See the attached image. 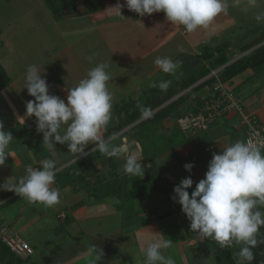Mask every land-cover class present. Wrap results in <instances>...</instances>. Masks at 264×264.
Returning <instances> with one entry per match:
<instances>
[{
	"label": "crops",
	"instance_id": "0c3cea01",
	"mask_svg": "<svg viewBox=\"0 0 264 264\" xmlns=\"http://www.w3.org/2000/svg\"><path fill=\"white\" fill-rule=\"evenodd\" d=\"M236 1L238 0H229V2ZM117 3L123 5L121 11L126 19L115 16V10L109 9L115 7ZM58 21L71 24L75 30V32H72L74 33V39L72 40L71 35L66 34L67 31H65L64 47L60 48L59 52L56 50L57 54H55L56 52L52 53L55 55L50 56L48 60V62L52 61L50 62L52 63L50 64L51 71L56 70V68H60L62 71L60 74L57 72L59 75L52 76L49 80L47 77L45 79L49 86V94L58 96L65 100V103L67 102L68 89L75 87L81 78H85L91 68L101 62L109 65L107 71L112 77L108 83L110 92L112 93L113 90L116 94L129 98V100L134 98L135 103H139L140 98L139 96L136 97L134 92L141 89L138 87L139 84L142 85L146 81H151L161 72L154 64L155 58L159 56L169 57L173 61L179 60L186 68L188 75L186 79L196 78H194L195 81H190L188 85L183 87L178 86V84L171 86L174 83L171 82L167 89L168 93L175 92L176 94L158 109L181 98L177 112L181 115L196 113L202 105L203 99L210 94L211 83H208L210 71L219 70L229 64L227 61L218 68H212L211 64L220 57L218 51L214 52L213 56L206 57L208 55L206 51L210 50L209 45L212 51L218 46V42L212 41V38L208 39V36L218 33L217 22L213 23L207 30H198L195 33L187 34L182 26L171 25L166 21L163 12L140 17L127 9L124 0H77L76 8L66 10L61 17H58ZM252 31L245 33L239 43L251 42L262 30L251 34ZM91 38H94L95 44L99 47L92 44ZM8 45L9 43L6 44V46ZM239 45L229 47L227 43L226 48L228 51L226 55H231V52L238 49ZM91 47L94 48L92 51ZM204 47L205 51L203 50ZM229 51L231 52L229 53ZM64 54H66V58L62 59L63 62L58 63L59 58ZM88 57H91V60ZM201 62L202 68L199 66ZM222 62V59L218 61V63ZM41 65L42 63L37 65L38 68ZM202 71H209V73L204 76ZM251 72L248 70L245 73L251 75ZM76 73L82 76L78 80L76 79ZM240 76L225 82V84L231 90L234 89L241 83V81H238L234 84V80ZM163 80H170L169 74ZM252 94L255 93H251V99L247 102H243L239 96L235 95L241 102L244 115L254 114L264 125V97L259 101H254ZM112 95L114 98L115 94L112 93ZM28 96L26 88L11 80L6 88L0 91V122L3 123L5 131L14 129L19 125L37 131V126L32 124V126H29L30 123L26 118V97ZM29 97V99L33 98ZM158 109L153 110L151 114ZM174 117V115L166 117L162 124L157 126L159 135H172V130L177 127L178 120ZM116 118L114 124L111 123L101 130L100 137L102 139L104 138V132L118 123L117 115ZM144 119L146 118L142 117L133 125ZM133 125L105 140L117 145H130L131 140L132 150L138 155L143 165L148 164L153 159L150 155L146 158L143 157L141 141L137 136L134 137V135L125 133ZM39 134L43 141V134ZM247 135L248 128L246 124L241 122L240 114L235 111L230 112L220 117L208 130L194 135L186 133L179 140L177 146H173L176 143L172 142L173 149L153 156L154 163L159 174L169 180L174 187L179 185L181 180L190 176L193 180V187L188 190L191 196L196 183L204 178V173L208 170L213 154H219L233 141H244ZM13 138L14 140L8 150L9 157L6 159L5 164L0 166V185H3L7 180H9V183L17 181L20 177L26 175L28 166L40 167L43 160L49 159L47 157L39 158L35 155L33 152L34 137L24 136L20 138L13 136ZM58 145L56 144L57 147H59ZM92 145L89 144L85 152H92L94 147ZM62 146L61 151H64L65 154V152H68V147L65 145V148L62 149ZM194 147H196L198 153L194 158H191L190 155L195 151ZM43 152L52 158L49 150L45 149ZM59 153L60 157L58 158L63 161L62 166L76 159L71 153L65 154V156L61 152ZM70 156H74V159H67ZM114 159L117 161V173H124L123 168H121L124 160L115 157ZM53 160L55 161V159ZM99 162L101 168H108L105 158L99 160ZM189 163L194 165L190 173L184 168V165ZM62 166H58L57 169L63 168ZM60 192V204L55 208L45 209L43 206L29 205L13 192L0 190V205L14 198H18L22 202L17 207L19 217L16 218L14 223H20V232L15 231L19 235L27 237L26 239L31 237L29 227L39 223L43 224L44 219H48L50 215H56L58 219L59 227L56 228L57 230L64 225L63 230L60 231L63 236L59 238V241H56L47 254L39 256L38 262L40 264H90L91 254L89 248L92 245L103 251L102 260L106 264H130L128 262L130 260L127 261L128 257L134 258L137 261L136 264H143V259L139 257L144 256L145 242L157 238L170 239L173 242L172 247L165 250L164 254L166 256L170 255L175 260V264H212V262H215L213 243H217L197 237L190 230V221L185 214L175 212L163 216L165 213L174 210H166L159 214L155 213L157 206L168 202L165 196L158 192L153 190L144 191L141 201L135 200L125 204L121 212L117 210L118 201L113 198L90 201L89 197L85 196V192H73L69 187ZM171 195L174 196L173 190ZM150 207H152V210ZM261 210L264 211V208ZM161 224H168L171 228L168 237L161 232ZM10 228L12 229L11 226ZM23 234L27 235L24 236ZM29 244L34 250L33 255L30 257L38 256L35 246ZM233 247L239 251L238 246Z\"/></svg>",
	"mask_w": 264,
	"mask_h": 264
},
{
	"label": "clouds",
	"instance_id": "9594fccd",
	"mask_svg": "<svg viewBox=\"0 0 264 264\" xmlns=\"http://www.w3.org/2000/svg\"><path fill=\"white\" fill-rule=\"evenodd\" d=\"M255 7L257 0H247ZM124 5L140 17L163 12L171 25L182 26L187 34L207 30L221 14H227L229 0H124ZM123 5L117 3L115 16L122 15ZM108 10V9H107ZM255 20L264 22V11L255 15ZM91 60V57H88ZM154 64L164 74H175L181 62L169 57H156ZM107 63H98L91 68L85 78L68 89L67 102L49 94V86L37 65H29L25 73L24 87L34 100L26 102V114L34 116L37 132L43 134L42 146L49 151H57L56 144L67 145L68 153L76 159L85 154L89 144L92 152H100L107 158H122L123 172L129 176L143 177V164L128 144H112L102 139L100 132L111 120L113 95L108 83L112 77L107 71ZM170 80L149 83L150 88L167 91ZM143 118H149L151 109L141 110ZM114 139V137H113ZM14 140L11 132L4 130L0 122V166L9 157V146ZM76 162V160H75ZM194 165L185 164L189 173ZM56 162L45 159L40 167L29 166L26 175L17 181L7 180L0 190L13 192L29 205L55 208L60 204L61 192L53 187L57 173ZM191 177L184 178L174 187V203L190 221V230L202 240L215 241L220 248L238 246L237 264H253V249L264 244V150L253 147L251 142L236 140L213 154L205 177L196 183L194 191ZM163 236L162 234H157ZM170 239L146 241L143 264H175L164 251L172 247ZM90 264L102 260L103 251L94 245L89 248Z\"/></svg>",
	"mask_w": 264,
	"mask_h": 264
},
{
	"label": "rangeland",
	"instance_id": "374dc122",
	"mask_svg": "<svg viewBox=\"0 0 264 264\" xmlns=\"http://www.w3.org/2000/svg\"><path fill=\"white\" fill-rule=\"evenodd\" d=\"M69 0H0V66L3 67L6 74L8 75L9 79L12 82H16L17 84L24 87L25 82V73L29 65H42L39 67V71L42 73V78L49 80L52 76L59 75L61 73L60 68H56V70L51 71L50 62H48L50 56H54L63 48V39L65 38V31L66 34L71 35L72 40L75 30L71 26V24H65L58 21V17H61L63 13L66 12L63 4L68 5ZM72 5L68 6L67 10H74ZM259 11H264V0H257V4L255 7H251L248 5L247 0H238L236 2H229V9L227 14L219 15L214 23L218 24L217 29L219 30L218 33L212 34L208 36L210 40L218 42V46H221V49L226 52L228 49L223 46L224 43H228L229 47H236L240 43V39L243 37L245 33L251 31V34L255 33L258 30H264V22H257L255 20V15ZM221 16V17H220ZM256 29V30H255ZM78 33V31H77ZM76 33V34H77ZM260 34H257L258 37ZM96 37V36H91ZM68 41V39H66ZM91 42L96 47L99 45L95 44L94 38H91ZM9 43L8 46L6 44ZM210 43V42H208ZM210 50H212L211 46H208ZM94 48L91 47V51ZM58 50V52H56ZM205 51V47L203 48ZM233 50V49H232ZM233 50L231 55H228V62L232 63L236 59L239 58L238 55L233 52L237 51ZM56 52L55 54H52ZM66 54L61 55L62 57L59 58V62H63V58H66ZM202 68V62L199 65ZM183 67L181 64V68L177 69L175 74H171L170 81L176 84H172L171 86H175L177 84H181L180 81L185 80L188 78L186 68ZM50 69V70H49ZM59 74H58V73ZM46 75V76H45ZM168 74H164L159 72L157 76H155L151 81H146L142 85L139 84L138 87L141 88L134 92L135 96H139L140 101L138 105H143L146 103V99L152 96L151 90L155 88H150L148 85L151 82H159L165 78ZM82 77L80 74L76 73V79L78 80ZM248 78V80H246ZM82 79V78H81ZM46 80V79H45ZM244 80V81H243ZM188 81V80H187ZM238 81H241L240 85L232 89L233 93L241 98L243 102L249 101L251 93L254 101H259L262 97H264V70L259 72L258 74L251 75L248 73L243 74L242 76L238 77L234 80V84ZM56 83V81H54ZM58 84V83H57ZM59 86V84H58ZM182 87V85H181ZM179 89V88H178ZM18 90V88H16ZM14 90V91H16ZM110 91V90H109ZM112 93L115 94L113 98V105L111 110V120L109 124L115 123L116 118V111L121 109V105L123 102L128 101L129 98H124L123 96L116 94L113 90ZM26 96V95H25ZM27 101L34 100L29 99L30 97H26ZM131 101H134V98H130ZM24 109V108H23ZM25 110V109H24ZM26 113V112H25ZM27 115V114H26ZM28 122L30 123L29 126H37V121L34 116L29 117L26 116ZM32 124V125H31ZM108 124V125H109ZM214 125V124H213ZM144 128V134H146V140H144V145L146 149L150 147V145H157L162 146V142H164V138L167 136L159 135V128L154 126L153 129H146ZM173 138L170 143H167L163 151H171L173 146H177L179 144V140L186 135L177 124L172 130ZM191 135V133H188ZM148 135V136H147ZM167 139V138H166ZM172 142H175L176 145H173ZM131 145V140H130ZM173 145V146H172ZM59 147L55 146L59 151H50L51 156L57 162L58 166H62V162L58 157H60V153L65 156L68 152L61 151V145ZM41 151L43 152L46 146L40 145ZM65 148V145L62 146V149ZM148 150V149H147ZM161 151V150H159ZM90 151H86L84 155L74 159V156H70L67 159H74L73 161L67 163V165H63L62 167H67L72 164L76 165L80 160L86 157ZM160 153V152H159ZM157 153V155L159 154ZM61 155V156H62ZM66 159V160H67ZM76 160V162H75ZM115 162H117L114 159ZM94 167L98 169L103 174L108 173V168L103 169L102 166H99L100 162L95 160ZM121 168H123V163L121 164ZM62 169V168H61ZM117 170V169H116ZM123 170V169H122ZM89 179V178H88ZM70 188V187H69ZM73 191V190H72ZM75 192V191H73ZM85 192V191H83ZM85 196L89 197V195L85 192ZM91 201V197H89ZM22 204L20 199L12 202L11 204L3 207L0 209V239L5 235V231L7 228L10 229V226L13 230L20 232L21 225L19 222L14 223L16 218L19 217L17 207ZM166 204V205H165ZM152 207H150L151 209ZM176 205L171 202H166L164 204H160L155 209V213L159 214L166 210H176ZM152 210V209H151ZM31 213V212H29ZM22 222V221H21ZM58 219L56 215H50L48 219H44L43 224L39 223L38 225H31L29 227V232L31 234L30 239H26L27 237H23L21 234V238L26 241L28 244L31 243L37 249V255L32 256L29 264H40L38 262V258L41 255H45L48 253L50 248L59 241L63 235L60 234L61 230H63L64 225L61 229H56L59 226ZM4 229L1 233V230ZM56 229V230H55ZM171 228L168 224H161V232L168 237L170 235ZM19 234V233H18ZM65 234V233H64ZM26 236L27 234H23ZM91 242V237L89 238ZM89 242V243H90ZM30 245V244H29ZM18 259L24 260L25 257L17 256ZM131 258V259H128ZM127 261L130 264H136L137 261L132 258L128 257ZM144 260V256L139 257ZM141 261V260H140ZM212 264H216L215 262Z\"/></svg>",
	"mask_w": 264,
	"mask_h": 264
},
{
	"label": "trees",
	"instance_id": "16d2710c",
	"mask_svg": "<svg viewBox=\"0 0 264 264\" xmlns=\"http://www.w3.org/2000/svg\"><path fill=\"white\" fill-rule=\"evenodd\" d=\"M76 1L77 0H69L68 5L63 4V9L67 10L66 8L70 5L74 7L72 9H75ZM223 46L227 47V43H224ZM220 48L221 46H217V48H215L213 51H206L208 54L206 56L207 58L213 56L214 52H220L219 59L211 64L212 68H218L220 65H223L228 61L226 52L223 51V49H221L220 51ZM235 52V54L244 55L239 56L238 59H236L231 64L226 65L222 69L219 78L224 83L233 80L235 77L244 74L248 70L252 71V75L258 74L259 72L264 70V30H262L260 35L251 42L240 44L238 50ZM221 59L223 62L218 63V61H221ZM209 71H202V75L205 76L207 73H209ZM194 78L196 77H193L191 80L185 79L181 81V84H178V86L182 85L183 87L184 85H188V82L195 81ZM9 81L10 79L8 75L6 74L3 67L0 66V91L6 88V86L9 84ZM214 82V79H208V83H211V85ZM171 90H173V88H171ZM151 93L152 96L148 97L146 99V103L143 105H138L139 103H135V101L131 100L123 102L120 107L121 109L116 111V114L118 116V123L114 127L107 129L104 132L103 139H107L139 121L142 118V108H150L152 112L153 110L158 109L160 106L165 104L168 99L172 98L176 94L175 92L168 93V90L162 91L158 88L152 89ZM180 99L181 98L169 105H166L163 108L158 109L156 112L151 114L149 118L138 122L125 131L126 134L134 135V137L137 136V138L141 141L143 157L146 158L150 155V157L153 159V162L151 161L150 163L143 165V171L145 172V174L142 178L138 176H129L125 173H117V163L114 161V157L107 158L97 151L90 152L76 165L72 164L71 166L59 169L56 173L54 187L59 188L60 191L68 187H70L75 192L85 191L92 200H106L110 198L116 199L119 204L117 206V210L120 212L122 211V208L125 204L135 200L141 201L144 196V191L153 190L164 195L167 201L173 203L177 207L176 210L165 213L163 216H167L175 212L183 213L181 210V206L178 203L173 202V195H171V191L174 189V186L169 180L159 174L153 157L157 155V153L162 152L167 143H170L172 141L173 134L167 136V139L164 138V142L161 143L162 146L157 147V145L152 144L147 148L148 150L146 149L147 145L143 146L144 140H146V134H144L143 132L145 127H147L148 129H153L154 126L157 127L158 125L162 124V121L168 116L174 115V118L179 119L188 114L186 113L184 115H181L179 112H177ZM6 131H9L13 136L20 138L24 136L34 137L35 146L33 148V152L35 153V155L39 158L47 157L49 159H52L48 154L41 151L40 145L42 143V138L36 130L19 125L14 129ZM194 149L195 151H193L192 155H190L191 158H194L196 153H198L196 147H194ZM104 158L108 163L107 174L101 173L97 168L94 167L95 160L99 161ZM16 199L18 198L6 201L2 205H0V209L16 201ZM261 232H264V228L261 229ZM253 251L255 253L253 264H264V244L259 245L257 248L253 249ZM237 252L238 249L233 246L220 248L218 244L213 243V256L215 258L216 264H237L239 260ZM30 260V256L26 257L24 260L18 259V257L13 252H11L10 248L0 239V264H29ZM98 264L106 263L101 260L98 262Z\"/></svg>",
	"mask_w": 264,
	"mask_h": 264
},
{
	"label": "built area",
	"instance_id": "2783aa9c",
	"mask_svg": "<svg viewBox=\"0 0 264 264\" xmlns=\"http://www.w3.org/2000/svg\"><path fill=\"white\" fill-rule=\"evenodd\" d=\"M229 64H231V62ZM223 68L210 71L208 78L214 79L215 82L210 87V94L203 99L198 113H188L179 118L177 124L182 131L194 135L208 130L220 117L235 111L240 114L241 122L246 124L248 128V135L244 141L251 142L253 147H260L264 150V125L254 114L249 116L244 115L240 100L219 78ZM3 230L4 229L1 230V233L4 232ZM2 242L6 244L16 256L19 255L26 258L33 255V248L11 228L6 229Z\"/></svg>",
	"mask_w": 264,
	"mask_h": 264
}]
</instances>
